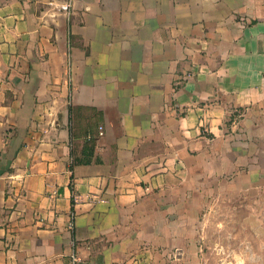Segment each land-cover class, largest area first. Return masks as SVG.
<instances>
[{"label": "crops", "instance_id": "1", "mask_svg": "<svg viewBox=\"0 0 264 264\" xmlns=\"http://www.w3.org/2000/svg\"><path fill=\"white\" fill-rule=\"evenodd\" d=\"M209 229L264 237V0H0V264H205Z\"/></svg>", "mask_w": 264, "mask_h": 264}, {"label": "rangeland", "instance_id": "2", "mask_svg": "<svg viewBox=\"0 0 264 264\" xmlns=\"http://www.w3.org/2000/svg\"><path fill=\"white\" fill-rule=\"evenodd\" d=\"M230 229H222L220 232L217 231V229H209L207 230V238L206 240L209 241V244L207 245V259L205 261V264H264V242L261 241V238L263 237L262 234L260 236V240H258L255 244L252 246H249L246 248L245 245H233V246H227L223 245L222 249L231 250V252L234 253V255H231L229 257H223L220 258L217 255H214V239L221 237V234H225V240L227 239L226 236L229 235ZM260 233L261 230H259ZM264 233V231H263ZM264 238V237H263ZM228 242V241H227ZM229 243V242H228ZM247 249V251H246ZM238 253V254H237ZM237 254V256H236ZM239 256V257H238ZM222 259V260H221Z\"/></svg>", "mask_w": 264, "mask_h": 264}, {"label": "built area", "instance_id": "3", "mask_svg": "<svg viewBox=\"0 0 264 264\" xmlns=\"http://www.w3.org/2000/svg\"><path fill=\"white\" fill-rule=\"evenodd\" d=\"M78 258L76 256H72L70 264H76L78 262Z\"/></svg>", "mask_w": 264, "mask_h": 264}]
</instances>
